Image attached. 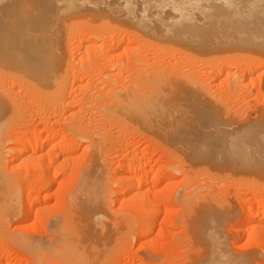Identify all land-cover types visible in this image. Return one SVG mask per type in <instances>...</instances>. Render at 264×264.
Here are the masks:
<instances>
[{
    "label": "bare ground",
    "instance_id": "obj_1",
    "mask_svg": "<svg viewBox=\"0 0 264 264\" xmlns=\"http://www.w3.org/2000/svg\"><path fill=\"white\" fill-rule=\"evenodd\" d=\"M82 13H85L87 15L84 14L81 17ZM68 17L71 20L79 19L81 17V19H83L86 23H88L83 27L86 29L87 32H85V29H82V31L84 30V32L88 34V35L86 34L88 36L87 38L86 37L80 38V39L77 38L78 40L76 42H74L76 39L74 40V38L71 37L70 34H72L71 33L72 31L69 30L71 28L70 27L71 21L69 22L70 28L66 29V30L64 29L65 30L64 36H63V34H61V30L63 28V27L60 28L62 25V21L64 23L65 19L66 18L68 19ZM113 19H119V20L124 21L125 23L128 24V26H129L127 28L128 30L126 29V32L128 31V38H126V36L124 37L127 40H123L124 39V38H122L123 33H122V36L120 37L121 39L118 38L119 42H116V40H115V39H117V37L115 39L113 38V36L111 34L114 35V33H112L110 31L112 29L114 32V29H115L112 26ZM60 22H61V25L59 27L58 23H60ZM72 25L74 26V24H72ZM65 26H67V25H65ZM114 26H115V24H114ZM116 27L119 28L118 25ZM121 27H124V31H125V26H121ZM106 29L107 30L110 29L109 30L111 32V34H109L110 36L108 35V33L106 35L103 34V33L108 32ZM120 30H122V29L120 28ZM84 32L83 33L80 32V34L83 35V34H85ZM115 33L117 34V30ZM102 34L104 35V37L109 36L110 39L112 36V40H110V41H113V39L115 40V47L122 46L124 49H127V51H130V56H131V54H133V50L138 51L141 48V46H139V45L137 46V44L134 45L133 48H131L133 46L131 44V42L133 40H134V42H136L135 39H138L141 41L142 38H143V41L144 40L147 41V39H146L147 36L160 38L163 40L166 39V40H170L172 42L174 41L173 43H175V41H176V43L177 42L183 43V44L189 45V46H191L193 48H197V49H212V48H218V47H238V48H246L248 50L249 49L257 50V51H259V53L262 52L264 54V0H0V238L4 239L5 237L6 238L8 237V236H6L9 233L7 231V227L13 218L19 216L15 220H19V221L24 220V222H25V220L30 218L31 213L33 212L34 209H37V208L40 210L45 209L43 211H46L47 208H45V207L47 206V204L43 205L40 203H44V202L46 203V201L50 202L52 197H54L53 199L55 201H59V202L60 201H62V202L63 201H70L69 203L67 202L68 203V209H69L67 213L71 217L70 220L72 221L73 228L68 230L69 227L64 228L63 226L60 225L62 223H57V224L55 223L54 228H53L54 231L52 230L53 233L51 235L52 240H54V241H52V243H49V244H53L55 251L58 252L61 250V252L63 254H60V253L59 254L63 255L62 261L60 260L61 263L63 262V264H95L96 259L93 257H94V253L97 251H95L93 249H95L98 244H97V242L93 243V241H95V240L101 241V239H105V236H109V235H111V237H109V238H111V240H112V234L109 232L108 233L106 232L110 227H108V229L105 228V227L111 225V223L105 222V223H107L106 226L104 225L105 223H103L104 216L105 215H107V216L111 215L110 213H107V212L110 209V203L112 201L118 203V205H119V207H117L118 209H122V208L124 209L125 203H128L130 208H132V207H135V209L141 208L142 212L143 211H144V213L146 212V215H148V217L146 216V218H148V219H147V221H145V223H144V219L142 220V222H143L142 225H145V226H142L143 229L139 233L140 236L139 235L137 236V238L140 237L143 239L147 238L151 235L150 233L152 232V229L154 228L153 222L156 221V218L158 216L161 217L159 225H158L159 231L162 232L165 229V226L167 223L166 217H167V215H169V210H170L164 206H163L164 209H163V207H161V200L160 199H157V198L152 199V198H150L151 196L148 197V194H147L148 192L145 194L144 193L143 194H137L135 192H137V190L141 189V187L144 186L145 184H150L151 186H153L154 184L159 183L161 180L163 181L164 177L170 178L169 182H172L171 178L174 177V173L171 172V174L166 177L167 174H165V172H166L165 169H167V168H165V166L164 167H161V166L155 167L148 162H142L141 157H143L142 155L145 154V152H143V150L141 152H139V151L135 152V153L133 152L132 155L130 156V154H131L130 153V150H131L130 147L132 146L131 143L133 142L132 140H134V139L127 137L128 139L125 140L123 146L120 147V145L118 146V144H116V143L114 144V142H119V141H116V137L119 138V136H120L119 133H110V134L105 133L106 129H105V126H103L104 125L103 123L104 122L108 123L107 120H109V119L112 121L111 122L112 124L113 123L115 124L117 121H120L123 118L129 120V122H133L136 124V122H137L136 120H138L140 118V115L134 111L135 105L132 104V100H131L132 97L126 96V94H123L122 97H120V95H119L120 99H118L117 103H115V104H112V105L106 104L105 106L103 104V106H101V107H100V105L96 106L97 108L100 107L101 109H99V108L95 109L94 108L96 112L94 113V111H92L93 114H90L93 116L96 114V116H95L96 122H95V120H92L91 117L90 118L88 117L89 114L87 116L89 118V120H86L88 118L83 116L85 114H83V111L81 109H83L85 107H83V108L78 107L79 108L78 110H80L82 112L81 113L82 116L77 115V113H79V112H77L78 110L76 111V109L74 108V106H81L82 107V103L85 101L82 102L81 100H83V98H85V97H83L82 99L80 98L81 100H79V102H78L75 99L76 93L73 94L75 98L72 99L73 98L72 97L73 92L70 93L71 91H68L66 89V85H67V87L69 85V84H67L68 83L67 80L69 77L67 76L68 74H66V73H69V75L71 73L68 72V69H67V67L70 65V63L68 66L65 64L67 62H71L75 59L74 56L69 57V55H71V54L69 51L67 52V50H69V49L71 50V48H72L69 44L74 42L73 46L76 48L75 50H77V49L79 50V48H81L83 46V44L88 48V45L89 46L92 45V42H91V44H86V41L92 40L94 42V41H96V39H100V37L103 36ZM117 35H114V37ZM74 37H76V36L74 35ZM104 37L101 38V40H104V39L106 40L107 37H105V38ZM144 37H145V39H144ZM70 38H73V40L71 39L72 41H70ZM61 39H64L65 40L64 42L66 43L65 44L66 55L68 53L69 54L66 57V55L62 56V53H61V56H60L61 60L59 59V61L64 63L63 67H65L66 69L64 68L63 70L67 71V72H64L66 74V75H64V80L58 83L57 81H55V78H53V77H54V73H55L54 66H55V62H56L55 61V52L57 53L58 52L57 50L59 48L62 49L63 46H61V45H64L63 41H61L62 43L60 46L57 45ZM101 40H100V42H101ZM105 40L102 41L103 44H104V42H106L104 45L107 44L109 46L110 44H108L107 40L106 41ZM120 40H123V41H120ZM110 41H109V43H110ZM141 42H140V44H141ZM161 42H162V40H161ZM112 43L114 45V41L111 42V44ZM151 43H154V42L151 41ZM157 44H158V42H157ZM94 45L97 46L95 43H94ZM100 45H102V43H100ZM153 45L155 46V44H153ZM159 45H160V43H159ZM177 45H180V44H177ZM95 46L93 48H95ZM172 47H174V46H172ZM89 48H91V47H89ZM109 48L111 49L114 47L110 46ZM110 49H108V51ZM115 49H117V48H115ZM120 49H121V47H120ZM128 49H130V50H128ZM171 49L172 48H170V50ZM72 50H74V48H72ZM75 50H74L72 55L75 54ZM180 50L181 49L179 48V52H180ZM108 51H106V52H108ZM177 51L178 50H176V54H177ZM205 51H207V50H205ZM121 52H122V54H124V53L126 54V52H123L122 50L120 51V53ZM76 54H78V53H76ZM122 54H120V55H122ZM185 54H187V53H185ZM205 54H206V52H205ZM236 54L238 55V52H236ZM115 55H117V53ZM195 55H198V54H195ZM219 55L220 54H218V56ZM245 55H246V53H245ZM213 56H216V54H214ZM225 56H227V55L225 54ZM232 56L233 55H231L230 57H232ZM238 56L240 58L242 57L241 59H243L245 57V56L243 57V55H238ZM253 56L255 58H257L258 60H255V58ZM253 56L251 54H247L246 59L248 57H250V58L252 57V58H251V60L243 61L244 64H242L241 60L238 61V59H236L237 58L236 56H234V59L233 58L232 59H226L225 58V60H223V62L221 61L222 63H225L224 65H226V67L221 66L222 65L221 64L219 66L220 68H222V67L228 68L230 66H232V68H233V66L236 67V69H234V71L226 70L228 72L229 77H233V79H236V77H237L236 81L230 82L229 92L233 93L234 88H237L236 82L238 83V85H237L238 87L240 86L239 84H242V86H243V78L247 74L246 72L248 69L246 70V68H244V67H243L244 69H242L241 68L242 66H244L247 62H248L249 66L251 64H255L256 62L263 63L264 60L262 58H258L256 55H253ZM115 57H113V58H115ZM117 57H118V55H117ZM140 57L141 56L139 55V59H140ZM143 57H145L146 60L148 59V57L142 55L141 58H143ZM191 57H192V55H191ZM198 57H200V56H198ZM203 57H207V56H203ZM125 59H126V57H125ZM128 59L129 60L132 59V56H131V58L128 57ZM203 59L205 60L206 58H203ZM203 59H201V60H203ZM219 59H221V58H219ZM246 59L244 58V60H246ZM75 61H76V59L73 61V63ZM217 62H219V61L217 60ZM250 62H255V63L250 64ZM80 63H81V61L79 62V64ZM259 63H258V66L260 65ZM119 64H121V63H119ZM126 64H128V63H126ZM240 64H242L241 67H240ZM57 66H59V62H58ZM255 66H257V64H255ZM219 67H218V69H219ZM240 68L242 70H244V72L246 71L245 75L243 74L244 72L240 73V70H241ZM257 68H259V67H257ZM219 70H221V69H219ZM253 70H254V68H253ZM263 71H264V69L262 71H260V73H259L261 77L263 75V73L261 74V72H263ZM188 73H191L192 76L190 74L189 75L191 77H193V75H194V74H192L193 72L188 71ZM130 74H131V72H130ZM259 74H258V77H259ZM61 76H63V75H61ZM71 76H72V78H73V76L75 78V75L72 74ZM186 76H187V74H186ZM183 79H184V77H183ZM199 79L201 81L200 77L198 78V80ZM259 79H261V78H259ZM184 80H182V81H184ZM186 80H188V78H186ZM198 80H197V82L201 83ZM197 82H196V84H197ZM187 83H190V82L187 81ZM193 83L195 84L194 80H193ZM193 83H192V85H193ZM205 83L206 82L203 81L202 85H205ZM232 83L235 85H232ZM196 84L194 85V88L196 90L190 89V91H192L191 94L193 93L195 96H197L200 99L201 103L206 102L205 99L207 98V96L205 94H207V93L203 94L204 92H202V91H204V89H206V88L209 89L207 87L208 85L207 86L205 85L206 88H204L205 86L202 87V85L200 84V86L202 87V90H201V87L198 85L200 87V90H199V87L197 88ZM245 84H247V83H245ZM233 86H235V87H233ZM256 87H258V88H256ZM256 87L255 88L258 89L257 92L263 93L264 89L262 88L260 82L258 83V86H256ZM190 88H191V86H190ZM79 89H80V87H79ZM187 89H189V86ZM237 89L235 90L236 96L239 93V92L237 93V91H238ZM65 90H67V92ZM115 90H116V88H115ZM108 91H110V90H108ZM129 91H131V90H129ZM112 92L113 91H111V93ZM119 92L123 93L126 91H119ZM119 92H118V94H120ZM208 92H210V91L208 90ZM232 93H229V95ZM88 94L85 93V95H88ZM128 94H131V93L129 92ZM227 94H228V91H227ZM235 94L233 93V97ZM115 95H117V94H115ZM109 96H111L110 98H113L112 95H109ZM109 96L107 95V97H109ZM146 96H149V95H146ZM68 97H70L71 99L70 98L69 99L72 101H70L68 99ZM86 97H88V96H86ZM215 97H216L215 95L211 96V99H213L212 101H215ZM230 97H232V95H230ZM230 97H227V98H230ZM209 98L210 97H208L206 99L207 103H208ZM216 98L222 99L223 97L222 98L216 97ZM227 98L224 97L225 100ZM90 99H92V98H90ZM147 99H149V97ZM211 99H209V100H211ZM73 100L74 101L76 100V101L73 102ZM95 100H96V98H95ZM95 100H94V102H95ZM112 100H113V102L115 101L114 99H112ZM112 100L111 99L109 100V104H110V101H112ZM227 100H229V99H227ZM88 101H90V100H88ZM212 101H210V102L212 103ZM216 101H218V100H216ZM94 102H93V104H94ZM100 102H102V101H100ZM156 102H158V101H156ZM210 102L208 103L209 105L208 104H205V105L210 106L211 105ZM77 103L78 104L81 103V104L78 105ZM97 103H98V100H97ZM91 104L89 103L90 106H91ZM214 104L217 105L218 103H214ZM84 105L86 106L87 104H84ZM71 108L72 109L74 108L75 111L73 109L69 112V110ZM153 108H155V107H153ZM65 112L67 114L68 113L69 114L67 115ZM89 112H90V110H89ZM194 112L197 113V114H195L196 115L195 118H197L196 120H198V119H200V120L198 122L199 124L197 123L198 125L196 124L197 126H195V131H193L194 133H192L193 134L192 139L189 141L190 145L188 146L189 147V153L188 154L190 155V158H191V156H193V157L195 156V158H191V159H193L194 161L197 160V157H198V161H199V158H202V157H205V158L211 157L213 159V155L223 153V156L224 155L225 156L230 155L231 157L228 156V158H230V159L232 158V160L236 159V162L233 160L234 165L235 164L241 165V167H243L242 170H244L245 173H246V170H252V171H255V172H258V173H261L264 175V167H263L264 164L261 163L262 160L264 161V138L261 137L262 136L261 132H259V133L257 132L258 134L251 132V130L253 131V128H250L249 129L250 131H247L248 129L247 130L244 129L243 131H241L243 128H246V127L245 126L243 127L241 125L242 129L241 128L239 129L238 124H236V129H239L241 132L237 133L235 131V133H231L232 131L230 128V131H229L230 134H229V132L227 130L228 128L225 127L226 124L228 125V123L223 122L225 124V126H224L221 124L222 121H220V122L217 121L218 119L217 120L215 119V121H211L209 118L211 116L213 117L214 114L211 113V115H210L208 113L210 117L207 116L208 115L206 113L207 110L205 111V108L203 109L202 106L195 108ZM62 114L67 115V119L63 118ZM175 114H176V112H175ZM153 115H152V117H154ZM246 116H247V114H246ZM262 116L264 117V114L263 115L261 114L259 116L260 120H261ZM56 117L59 120L53 121V119ZM199 117H201V118H199ZM212 117H211V119H212ZM60 118H63L64 120L61 122ZM204 118H205V120H203ZM217 118H219V117H217ZM90 119H91V121H90ZM248 119H250V117ZM248 119H246V121ZM251 119L248 120L246 123L248 124V122H249L252 126L255 122L257 124H254V126H256V125L258 126V124H259L260 127H264V124L261 125L262 123H264V120L262 122L261 121L256 122V121H253V120H257L256 117H255V119H252V120ZM258 120H259V118H258ZM200 121H201V123H200ZM216 121H217V123H216ZM56 122H60L59 128L57 127L58 128L57 130L53 129V126H55L54 124H57ZM242 122H245V121H242ZM246 123H244V125ZM116 124H115V126H116ZM250 124H248V125H250ZM130 126H133V125H130ZM228 126H230V123ZM251 126H249V127H251ZM134 127L138 128L136 126H134ZM258 127H257V129L259 130L260 128H258ZM107 129H109V128H107ZM130 129H133V128H130ZM139 130H141V128ZM255 130H256V128H255ZM261 130H264V129L262 128ZM261 130H259V131H261ZM133 131H135V130H133ZM145 134H147V133H145ZM176 137L174 140L178 142V140H176ZM171 138H173V136ZM151 139L153 141L152 136H151ZM109 140L112 144L111 146H113V150H111L112 148L108 149ZM169 140H170V138H169ZM83 141L85 142L84 144L82 143ZM182 143H183V141H182ZM80 147L83 148V150L81 151L82 154L81 153L79 155L75 154L77 152V149ZM176 147H178V149L180 148L179 150H181V147H179V145H177ZM121 149L123 150L124 153L122 152V154L119 155L120 154L119 151ZM108 150L112 151V155H119V159H116V157H115V159H116L117 164H119V166H122V169H123V172L120 175H118V177H116L117 179L115 178L117 180V182L119 183V187L117 186L118 188L116 187V189L112 188V189H114L113 190V192L115 194L114 198L109 195V189L110 188L108 187L109 184H108V179L106 176V173L110 170V167L112 169V166L110 164L111 162L109 163V161H108V163H107L106 159H105V155L106 154L108 155V153H109ZM179 152H183V151H179ZM10 154L12 155L11 159L7 157ZM218 156H219V159L221 161V166H222V159H224V158H222V157L220 158V156H222V155H218ZM218 156L216 155L215 160L218 159ZM233 156L239 158V160L241 159L242 162H240L239 160H237V158H234ZM225 158L227 159V157H225ZM12 159H14L16 162L14 168L12 167L13 171H15L14 169H17V168L20 169L18 171H22V173L24 174V175L22 174L23 178L25 176H26V179L28 177L29 178L32 177L33 174H32V176H29L31 173H35L36 174L35 177H37V175L39 174L37 172L41 173V174H39V176H42L43 177L42 180L44 181V183L39 184V186L40 185L43 186V189L41 191L42 197H39V195H41V194L37 195V193H39V192L36 190H35L36 193L33 191L32 192L26 191L27 193H29V192L30 193L29 194L25 193V195L26 194L27 195L26 196L23 195V197H25L24 199H20L18 197V187L20 185V184H18L19 179H17V177L14 178V176L17 175V174H15L16 172L15 173L12 172V174H14V176L12 177V175L10 173L11 169L9 171V169H8L9 167H7V166H9L8 165L9 163L6 164V162L8 160H12ZM72 160L73 161L77 160L78 162L76 161V163L79 164V165L77 164L78 167L75 168L74 172H72V174L75 175V176L72 175V177L74 178L73 180L76 179L73 182L75 184L72 186V188L70 186L69 190H67L68 188H66V190L63 191V193H59L60 194L59 195L58 192L65 189V188H63L60 190V183L62 182V180L60 178L62 177L63 173H66V171L68 169V165ZM188 161L191 162L189 158H188ZM217 161H219V160H217ZM217 161H215V163L211 161L210 164L215 165L217 163ZM113 162H114V158H113ZM223 162L225 163L224 160H223ZM226 162H227V160H226ZM238 162H240V163L238 164ZM74 163H75V161H74ZM175 163H177V162H175ZM231 163H233V162L231 161L230 164ZM217 164H220V162H218ZM189 165H190V163H189ZM234 165H232V166H234ZM166 166H167V164H166ZM169 166H170V164L168 165V167ZM114 167L115 166H113V168ZM172 167H175V169H176V165H174ZM178 168H180V167L177 166V169ZM182 170H183V168H182ZM227 170H229V169H227ZM231 170H234V169H231ZM112 171H114V170L112 169ZM174 171L175 170H173V172ZM237 171H239V170H237ZM147 172H153V174L150 177H147L146 176ZM207 173H209V171H207ZM185 176H186V174H185ZM22 177L20 176V179ZM18 178H19V176H18ZM71 178L69 177V179H71ZM252 178H250V179H252ZM37 180H39V179H37ZM64 181H66V180H64ZM21 182H22V180H21ZM114 182H113V184L111 182L110 185H114L116 183V182L115 183ZM36 183H38V182H36ZM36 183H33V185ZM54 183L56 185H53ZM70 184H72V183H70ZM52 185L55 187L53 188ZM66 186L69 187L67 184H66ZM33 188L34 187L32 186V189H30V190H34ZM182 192H183V188H182ZM242 199L246 200V201L249 200V198H245L244 196H242L241 200ZM19 201H21V202L19 203ZM197 204L200 207L198 208V206H197V208L199 209L198 211L194 210L195 212H198L195 215L199 216L198 223H197L198 232L196 235V242L198 244H200L201 247H204V249L206 250L205 255H203L204 258L200 262V264H243L241 259H239L240 253L237 254L239 256L238 257L236 255L237 252L235 253V255H236L235 256L233 254V252L228 251L230 248L228 250L225 248V247H227L225 245H229L228 244L229 240H228L227 244H225L226 243L225 241L228 239L227 238L228 234L225 231V229L223 228L224 222H226V221H224L225 219H223V218H226L225 217L226 215H227L226 219L231 218V217L234 218V214H230L231 211L229 212V209H228L227 210L228 213L226 212V214L223 216V218L222 217L218 218L217 213L216 214L214 213L215 208L214 209L212 208L213 205L210 202H204V201L199 202L198 201ZM65 206H67V205H65ZM48 207H49V204H48ZM194 208H196V207H194ZM260 208H262V210H264L263 209L264 208V202H255V201L251 200L249 207L243 211V215H242L243 219H242L241 223L244 227V232L247 236H248L249 229L253 228L252 222H254L257 219L260 221H262L264 219V216H262L261 218H259L258 216L255 217L256 216L255 212ZM132 209H134V208H132ZM233 209H231V210H233ZM49 210H51V209H49ZM63 210H64V208H63ZM235 212H236V210H235ZM257 212H259V211H257ZM53 213H54V211H53ZM119 214H122V213H119ZM45 215H47V214H45ZM53 215L54 214H52V216ZM228 215H231V216H228ZM235 215H238V214H235ZM65 216L67 217L68 215H65ZM112 216L114 217V215L112 214L111 216H109V218L113 219ZM136 216H138V215H136ZM48 217H50V216H48ZM117 217H115L113 220H116ZM119 219L121 220V221L118 220L119 222H121V225L119 224V226H117V227L119 229H123L124 228L123 226H126V225H123L124 223L122 224L123 217H122V219L121 218H119ZM154 219H155V221H154ZM220 219H223V220H220ZM15 220L13 219L14 222H15ZM49 220H52V218ZM136 220H135V222L138 221V220L137 221ZM139 220H140V218H139ZM217 220H218V223L220 222L219 224H217ZM129 221H130V219H129ZM177 222L179 223L181 221L178 220ZM17 223H18V221H17ZM115 223H117V222H115ZM21 225H23V224L21 223ZM56 225H58L61 229H57L58 226L56 228ZM254 226H257V225H254ZM121 227H123V228H121ZM29 229H30V226H29ZM56 229L58 231H60L61 233L59 232V234H58L56 232ZM115 229L117 230V228H115ZM237 229H239V228H237ZM137 230H139V229H136V231ZM223 230H224L225 234H223ZM113 231L116 232L115 230H113ZM125 231H122V232H125ZM55 232L58 235H56ZM128 233H130L129 229H128ZM137 233L138 232H136V235H137ZM230 233H231V231H230ZM224 235H227L226 239H224L225 238ZM124 236H125V234H124ZM51 237H50V239H51ZM11 238L9 237V239H11ZM5 239H4V241H5ZM35 239L36 238H34L33 240H35ZM14 240H17V239H14ZM14 240H12V243L14 242ZM36 240H35L34 244H30L31 247L33 248V252L35 253L37 251L35 254L31 251V254L33 253L35 255V257L37 254L42 252L41 247L44 248V246L41 244H40L41 245L40 246L39 245L40 242L38 243V241H36ZM56 240L59 242V244H57V246H56ZM117 240L118 239H116V241ZM20 241H23V240H20ZM143 241H145V239ZM17 242H18V240H17ZM48 242H50V241H48ZM89 242H92L93 246H95V248H93V246L91 245L92 243H89ZM35 243H38V245L36 246ZM108 243H109V241L105 242V244H103V245H106ZM94 244H97V245H94ZM101 245H102V243H101ZM100 246H98L99 249L101 248ZM39 247H40V250H39ZM49 247H51V246H49ZM57 247L59 248V250ZM45 249H46V247H45ZM97 249L98 248H96V250ZM46 251H47V249H46ZM92 251L94 253H92ZM201 251H202V249H201ZM42 253H43L42 256H44L45 252H42ZM97 253H99V252H97ZM101 253L103 255V251ZM33 254H32V256H33ZM99 255H101V254L95 253V256H99ZM251 255L253 256L252 257L253 261H254V258H256V257H254L253 254H250V256L249 255L246 256L245 258H247L246 259L247 263H250L249 259L251 258ZM39 256H41V253L39 254ZM39 256H37V257H39ZM35 257H33V258L36 260ZM262 257L264 258V251H263ZM96 258L98 260V257H96ZM41 259H42V257H41ZM56 260H54V261H56ZM108 261H109V259H108ZM98 262H99V260H98ZM98 262L96 261V264H98ZM56 263H57V261H56Z\"/></svg>",
    "mask_w": 264,
    "mask_h": 264
},
{
    "label": "rangeland",
    "instance_id": "obj_2",
    "mask_svg": "<svg viewBox=\"0 0 264 264\" xmlns=\"http://www.w3.org/2000/svg\"><path fill=\"white\" fill-rule=\"evenodd\" d=\"M84 14L85 13H82L81 17ZM85 15H87V14H85ZM81 17L79 19H73V20L69 19V17H68V19L67 18L65 19L64 23L62 21V25H61V22L58 23L59 27L61 25L60 28L63 27L62 30L60 29L61 34H63V36H64L65 30L69 29L71 27L69 30L72 31L71 32L72 34H70L71 37H73L74 40L76 39L74 42H76L78 40L77 38H79V39L85 38V37L87 38L88 34L85 33L87 31L83 27L88 23H86L83 19H81ZM69 22L71 23V26H70ZM112 22H113L112 26L115 28L114 32L112 29L111 30L106 29L108 32L103 33V34L106 35L108 33V35H109L112 32V33H114V35H117L119 33L115 37L113 34H111L114 39L117 37V39H115L116 42H119L118 38L121 39L120 37L122 36V33H123L122 38H124L125 36H126V38H128V31L126 32V29L129 27L128 24L125 23L124 21L119 20V19H113ZM72 24H74V26ZM114 24H115V26H114ZM65 25H67V26H65ZM117 25L119 28L116 27ZM121 26H125V31H124V27H121ZM120 28L122 30H120ZM82 29H85V32H84V30L82 31ZM116 30H117V34L115 33ZM80 32L81 33L84 32L85 34L82 35V34H80ZM73 34L76 37H74ZM109 36H105V37H107L106 40L109 38L107 40V43L110 44L109 46L107 44L104 45L106 42H104V44H103L102 41H104L105 39L101 40V38H103L104 35L102 37H100V39H96V41H94V42L92 40L86 41V44H91V42H92L93 46L88 45V48H87L83 44V46L81 48H79V50L77 49L78 51L75 50L76 48L73 46L74 42L69 44L75 50L74 55H72L74 52V50H72V48H71V50L70 49L67 50V52L69 51L71 54V55H69V57L74 56L76 61L73 63V61L75 60L74 59L71 62H67L68 60L66 61L67 63L65 62L66 63L65 65H67V66L70 63V65L68 66L70 69L68 67H67V69H68V72L71 73L70 75H69V73H66V74H68L67 76L69 77L67 80V82H68L67 84H69V85H68V87L66 85V89L68 91H71L70 93L73 92L72 93V97H73L72 99L75 98L73 94L76 93L75 99L78 102L83 97H85V98H83V100H81L82 102L83 101H85V102L82 103L80 101L82 103V107L81 106H74V108L77 111L79 108L85 107V108L81 109L83 111V114H85L83 116L87 117L89 114L88 117L89 118L91 117L92 120H95L96 114L94 116L90 115V114H93L92 111H94V113H95L96 112L95 109H98V108L101 109L100 107L103 106V104L105 106L106 104L112 105V104L117 103V100L120 99V97H122L123 94H126V96H131L132 97V99H131L132 104L135 105L134 111L140 115V118L138 120H136L137 121L136 124L133 122H129V120L123 118L120 121H117L116 122L117 124L115 123L116 124V126H115V124L113 123L114 124L113 125L111 123L112 121L109 119V120H107L108 123L107 122L103 123L104 124L103 126H105V129L107 131V132L105 131V133H107V134L119 133L120 136L122 135L121 137L119 136V138L116 137V141H119V142H114V144L116 143V144H118V146L120 145V147L123 146L125 140H127L128 138L134 139V140H132L133 141L131 143L132 146L130 147L131 148L130 156L132 155L133 152L134 153L138 152V151L141 152L143 150V152H145V154L142 155L143 157H141L142 162H148L155 167H159V166L164 167L165 166V168L168 169V170L165 169L166 170L165 174H167L166 177L169 176L171 174V172L174 173V177L171 178L172 182H169L170 178L164 177L163 181L161 180L159 183L154 184L153 186H151L150 184H145L144 186L141 187V189H139V190H137V192H135L137 194H143V193L145 194L148 192L147 193L148 197L151 196L150 198H152V199L153 198L160 199L161 200V207L164 206L167 209H170L169 215H167V217H166L168 224L166 223L165 229L162 232L159 231L158 225H159L161 217L158 216L157 218L155 217L156 221L154 219V221H155V222H153L154 228L152 229V232L150 233L151 235L149 234L150 235L149 237L144 238L145 241H143L144 240L143 238H140V237L137 238L140 231L143 229L142 226H145V225H142L143 224L142 220L144 219V223H145V221H147V219H148V218H146V216L148 217V215H146V212L145 213H144V211L142 212L141 208L135 209V207H132V208H134V209H132L129 207L128 203H125L124 209L122 208L123 210L118 209L117 208V207H119L118 203L112 201L110 203V209L108 210L107 213H110L111 215L113 214L114 215V217L112 216L113 219L117 216L118 217L116 220H113V219L109 218V216H111V215H108V216L105 215L104 221H103V223H105V222L111 223V225H109L105 228L108 229V227H110L106 232L107 233L109 232L112 234V240H111V238H109V237H111V235H109V236H105V239H101V241L100 240L99 241H97V240L93 241V243L97 242V244H98V245L94 244V245H97V247H96V248H98L97 250H96L95 246H93V243L89 242V243H92L91 245L95 249H93L92 247L91 248L93 250L99 252V253H97V252H95V253L101 254L99 256H95V253L92 251V253H94L93 258H95L97 262L99 260L98 264H157V263L158 264H200V262L204 258L203 255H205L206 250L204 249V247H201V245L196 242V235L198 232L197 223H198L199 216L195 215L198 213L195 211H198L199 210L198 208L200 207L197 204L198 201L199 202L204 201V202H210L213 205L212 208L216 209V210L214 209V213L215 214L217 213L218 218H220V217L223 218V216L226 214V212L228 213V211H227L228 209H229V212L231 211L230 214H234V218L231 217L232 219L231 218H228L229 220L226 219L227 215L225 216L226 218H223V219H225L224 221H226V222H224L223 228L225 229V231L228 234V237H227V235H224V237H225L224 239H226V237L228 238L226 241L224 240L226 242V243L225 242L224 243L227 244V242L229 240L228 244L231 246L230 247L229 245H225L228 248L225 246L224 247L227 250L230 248L228 251L233 252L234 255L236 252H237L236 255L240 253L239 259H241L243 264H245V263L246 264H264V258L262 257V254L264 251V219L262 221L257 219L254 222H252L253 228L249 229L248 236L245 234L244 227L241 223V221L243 219V217H242L243 211L249 207L251 200H253L255 202H264V175L261 173L252 171V170H246V173H245V171L242 170L243 167H241V165H237V164L234 165V161L236 162V159H233L234 160L233 161L232 158L231 159L228 158V156L231 157L230 155H228V156L224 155L223 156V153L213 155V159L211 157H206V158L202 157V158H199V161H198V157H197V160L195 159L197 162L194 161L193 159H191V158H195V156L194 157L191 156V158H190V155L188 154L189 153V147L188 146L190 145L189 141L192 139V137H193L192 133H194L193 131H195V126H197L199 124L198 122L200 120V119L196 120L197 118H195V116H196L195 114H197V113L194 111H195V108H198L200 106H202L203 109L205 108V111L207 110V112H206L207 114L208 113L210 115H211V113L214 114V116H215V117L213 116L214 118L211 116L213 120L211 119L209 114L207 115L210 117V118L209 117L208 118L211 121H215V119L216 120L218 119L217 121L218 122L222 121L221 124L224 126H225L224 123H228V125L230 123V126H228L227 124L225 126L226 128H228L227 129L228 132L230 131V128L232 131L231 133H235V131L237 133H239V132L243 131L244 129L245 130L248 129L247 131H250L249 129L253 128V131L251 130V132H254V133L261 132L262 133L261 137L264 138V130H261L262 128L264 129V127H260L259 124H258L259 127L256 125L258 128H260L259 130H261V131H259L257 129V127L254 126V124H257V123L254 122V124L252 125L253 127L251 126V124L249 122H248V124H250V125H248L246 123L251 118L255 119V117L257 118V120L259 118V120L258 121L253 120V121H256V122L261 121L262 122L264 120L263 116H262L261 120L259 117L261 114L262 115L264 114V104H263L264 103V94H263L264 91H263V93H259V92H257L258 89H256V88H258L256 86H258L259 82L261 83V86L264 89V71L261 72V74L263 73L262 77L259 74L260 71H262L264 69V61H263V63H259L256 61H255L256 63L250 62V64L251 63L257 64V66H255V64H251L249 66L248 62L247 63L245 62L247 65L245 64L244 66H242V64H244L243 61L251 60V58H252V57L251 58L248 57L249 59L248 58L246 59L247 54H251L252 56L256 55L258 58H262L263 60H264V56H263L264 54L262 52H260L261 53L260 54L259 51H257V50H253V49L248 50L246 48H238V47H218V48H212V49H197V48H193V47L186 45V44H183V43H179V42L176 43V41H175V43H173L174 41L172 42V41L166 40V39L163 40L160 38L147 36L146 37L147 41L146 40L143 41V38H142L141 39L142 42L138 39H135L136 42H134V40L131 42V44L133 45L131 48H133L134 45H136V44H137V46L138 45L141 46V48L138 51L132 49L133 50V54H131L132 59L129 60L128 57L131 58L130 51H127V49H124L122 46H120L121 49H120V47H115V40L113 39L114 45H113V43L111 44V42H113V41H110V40H112V36H111V39ZM73 38H70V41H72ZM144 39H145V37H144ZM100 40H101V42H100ZM123 40H127V39L124 38ZM123 40H120V41H123ZM161 40H162V42H161ZM61 41H63L64 45H61V43H62ZM64 41H65L64 39L60 40V42L57 45L58 46L61 45L63 47H62V49L59 48L60 50L58 49L57 53L55 52V61L56 62H55V66H54L55 73H54L53 78H55V81H57L58 83L64 80V75H66L64 72H67V71L63 70L65 68V67H63L64 63L59 61V59L61 60V57H60L61 53H62V56L66 55V47H65L66 43ZM109 41H110V43H109ZM151 41H153L154 43H151ZM140 42H141V44H140ZM157 42H158V44H157ZM94 43L97 46L99 45L98 46L99 48L97 46H95ZM100 43H102V45H100ZM159 43H160V45H159ZM153 44H155V46ZM177 44H180V45H177ZM171 45L174 47H172ZM94 46H95V48H93ZM110 46L114 47V48L110 49L109 48ZM89 47H91V48H89ZM115 48H117V49H115ZM170 48H172V49L170 50ZM179 48L181 49L180 52H179ZM108 49H110V50L108 51ZM175 49L178 50L177 54H176ZM121 50L123 52H126V54L125 53L122 54V52L120 53ZM128 50H130V49H128ZM205 50H207V51H205ZM106 51H108V52H106ZM118 52L122 55H120ZM205 52H206V54H205ZM236 52H238V55H243V57L245 56L244 58L246 60H244V58L241 59L242 57L240 58L236 54ZM76 53H78V54H76ZM116 53H117L118 57H117V55H115ZM185 53H187V54H185ZM245 53H246V55H245ZM141 54L143 56L148 57V59L146 60L145 57L141 58L142 57ZM195 54H198V55H195ZM214 54H216V56H213ZM218 54H220L221 56L220 55L218 56ZM225 54L227 56H225ZM228 54L230 56L231 55H233V56L230 57ZM67 55H66V57H67ZM139 55L141 56L140 59H139ZM191 55H192V57H191ZM198 56H200V57H198ZM203 56H207V57H203ZM217 56L221 59H219ZM234 56L237 57V58L236 57L235 58L238 59V61L241 60L242 64H240V67L242 66L241 67L242 69L246 68V70L247 69L248 70H247V72L245 71L247 73L246 74L244 72V70H242L240 68L241 69L240 73L244 72L243 74L244 75L246 74V75L243 78V86H242V84H239L240 86L238 87L237 86L238 83L236 82V87L238 89L234 88L233 93L235 94L236 89L238 90L237 93L238 92L239 93L237 94V96L235 94L233 97V93L229 92V85H230V82L236 81L237 77H236V79H233V77H229L228 72L226 70L234 71V69H236V67L233 66V68H232V66H230L231 68L230 67L224 68V67H226V65H224L225 63H222V62H223V60H225V58L226 59H232V58L234 59ZM113 57H115V58H113ZM125 57H126V59H125ZM202 57L206 58V59L204 60ZM201 59H203V60H201ZM217 60L219 62H217ZM255 60H258V59L255 58ZM80 61H81V63L79 64ZM58 62H59V66H57ZM125 62L128 64H126ZM119 63H121V64H119ZM215 63L216 64L218 63V64L216 65ZM258 63L260 64L259 66H258ZM220 65L224 66V67H222L224 70L219 67ZM218 67L221 70H219ZM257 67H259V68H257ZM253 68H254V70H253ZM188 71L193 72L192 74H194L196 77L194 75H193V77H191L192 75H191V73H188ZM130 72H131V74H130ZM72 74L75 75V78L73 76V78L75 80L72 78V76H71ZM186 74L188 77L186 76ZM258 74H259V77H258ZM61 75H63V76H61ZM183 77L185 80L183 79ZM197 77L198 78L200 77L201 81H200V79L198 80ZM186 78H188V80H186ZM251 78L252 79L254 78L255 80L254 79L252 80ZM259 78H261V79H259ZM181 79L184 81H182ZM193 80H194L195 84H196L197 80L201 82V83L197 82V84H196L197 88L200 86V84L202 85L203 81L206 82L205 85L206 86L208 85L207 87L209 89H207L205 85H202V87L205 86L204 88H206L202 92H204L203 94L207 93V94H205L207 96V98L210 97L209 99H211L212 95L213 96L215 95L216 97H220V98L223 97V98L218 99L215 97V101H212L213 99H211V100L208 99V103L210 101H212V103L210 102L212 106L211 105L208 106L209 104L207 103V100H206L207 98L205 99L206 102L201 103L200 99L197 96H195L193 93L191 94L192 91H190V89L196 90L194 88L195 84L193 83ZM187 81L190 83H187ZM192 83H193V85H192ZM245 83H247V84H245ZM232 85H235V84L232 83ZM188 86H189V89H187ZM190 86H191V88H190ZM79 87H80V89H79ZM200 87H199V90H200ZM202 87H201V90H202ZM233 87H235V86H233ZM115 88H116V90H115ZM67 90H65V91L67 92ZM108 90H110V91H108ZM129 90H131L132 92ZM208 90L210 92H208ZM111 91H113V92L111 93ZM119 91H126V92L120 93ZM128 91L131 94H128L129 93ZM227 91H228V94H227ZM118 92L120 94H118ZM85 93H87V94L89 93L90 95L89 94L85 95ZM229 93H232V94H230V95H232V97H230ZM115 94H117V95H115ZM107 95L108 96L112 95L113 98H110L111 96L107 97ZM119 95H120V97H119ZM146 95H149V96H146ZM86 96H88V97H86ZM89 97L92 99H90ZM148 97H149V99H147ZM224 97H226V98L230 97V98H227L229 100H227V99L225 100ZM69 98L70 97H68V99ZM95 98H96V100H95ZM87 99L90 101H88ZM110 99L111 100L114 99L115 101L113 102V100H112V101H110V104H109ZM94 100L96 103L94 102ZM97 100H98V103H97ZM216 100H218V101L220 100L219 102L221 104ZM70 101H72V100H70ZM75 101L73 100V102H75ZM100 101H102V102H100ZM156 101H158V102H156ZM93 102L95 105L93 104ZM89 103L90 104L92 103L93 105L91 104V106H90ZM214 103H218L219 105L218 104L216 105ZM80 104H78V105H80ZM84 104H87V105L85 106ZM205 104H208V105H205ZM98 105H100V107L97 108L96 106H98ZM153 107H155V108H153ZM73 109L71 108L69 110V112ZM75 109H74V111H75ZM88 109L90 110V112ZM77 112H79V113H77V115H81V113H82L80 110H78ZM175 112H176V114H175ZM246 114L248 117L246 116ZM64 115L65 114H62L63 118L67 119V115H65L66 117ZM152 115L154 117H152ZM217 117H219V118H217ZM249 117H250V119H248ZM63 118H60L61 122L64 120ZM89 118L86 120H89ZM199 118H201V117H199ZM246 119H248V120L246 121ZM58 120L59 119H57V117L53 119V121H58ZM203 120H205V118ZM90 121H91V119H90ZM217 121H216V123H217ZM242 121H245V122H242ZM95 122H96V120H95ZM56 123L57 124H54L55 126H53V129L57 130L59 128L60 122H56ZM200 123H201V121H200ZM244 123H246V124L244 125ZM236 124H238L239 129L240 128L242 129V126L243 127L245 126L246 128H243L240 131L239 129H236ZM263 124L264 123H262L261 125H263ZM130 125H133V126H130ZM134 126H136L138 128H135ZM249 126H251V127H249ZM106 127L109 129H107ZM130 128H133V129H130ZM140 128H141V130H139ZM255 128H256V130H255ZM133 130H135V131H133ZM145 133H147V134H145ZM229 134H230V132H229ZM151 136L153 138V141L151 139ZM172 136H173V138H171ZM174 136L175 137L177 136L176 140H178V142L174 140L175 139ZM169 138H170V140H169ZM182 141H183V143H182ZM82 143L84 144L85 142L83 141ZM111 145L112 144L109 140L108 149L112 148L111 150H113V146H111ZM177 145H179V147H181V150H179L180 148L178 149V147H176ZM144 147L145 148L147 147V148L145 149ZM81 148L82 147L78 148L77 152L75 154H78V155L80 153L82 154L81 151L83 150V148L82 149ZM108 151H109V153L107 152L108 155L107 154L105 155V159H106L107 163H108V161H109V163L111 162L110 164H111L112 169L114 171H112V169L110 167L111 171L109 170L106 173V176H107L108 184H109L108 187L110 188L109 189V195L114 198L115 194H114L113 190L116 189L117 186L119 187V183L117 182L116 177H118V175H120L123 172L122 166H119V164H117L116 159H119V155L122 154L123 150L121 149L119 151L120 152L119 155H112V151H110V150H108ZM179 151H183V152H179ZM184 154L186 156L187 155L188 156L186 157ZM216 155L217 156L222 155V156H220V158L221 157L224 158V159H222V166H221V161L219 159V156L217 159L219 161L215 160ZM11 156L12 155L10 154L7 157L11 159L12 158ZM115 157H116V159H115ZM225 157H227V159ZM113 158H114V162H113ZM188 158L190 159V161L192 163L188 161ZM234 158H237V157H234ZM223 160L225 161V163L223 162ZM226 160L229 164L226 162ZM237 160H239V158H237ZM8 161L6 162V164L9 163L8 164L9 166H7V167H9L8 168L9 171L11 169L10 173H11L12 177L14 176V174H12V172L13 173L16 172L15 174H17V175L14 176V178L17 177V179H19L18 184H20V185L18 187V197L20 199H24L25 197H23V195L26 196L27 194H29L32 191L35 193H36V191H38L39 193H37V195L41 194V195H39V197H42L41 191L43 189V186L42 185L39 186V184L44 183V181L42 180L43 177L39 176V174H41V173L37 172V173H39L37 175V177H35V175H36L35 173H31L29 175V176H32V174H33V176L30 177L31 179L29 177L26 179V176L23 178L22 176L24 174L22 173V171H18L20 169H18L17 167H16L17 169H14L15 171H13V169H12V167L14 168V166H15V163H16L15 160L12 159V160H8ZM72 161L69 163L66 173L62 174L63 178L62 177L60 178L62 180V182L60 181L61 182L60 183V190L63 188H65V189L58 192V194L63 193V191H65L66 188H68L67 190H69L70 186L72 188V186L75 184L73 182L76 179L73 180L74 178L72 177V175L73 176H75V175L72 174V172H74L75 168H77L79 164L76 163L77 160H74L75 163H74V161L73 162ZM211 161L214 163H215V161H217V163L220 162V164L216 163L215 165H212V164H210ZM229 161L230 162L232 161L233 163H231V164L234 166H232ZM239 161L242 162L241 159ZM175 162H177V163H175ZM240 162H238V164ZM189 163H190V165H189ZM261 163L264 164V161L262 160ZM166 164H167V166H166ZM169 164H170V166L168 167ZM171 165L172 166L176 165V169H175V167H172ZM113 166H115V167L113 168ZM177 166L180 167L181 169L180 168L177 169ZM263 167H264V165H263ZM171 168L173 170H175L176 172L175 171L173 172V170ZM182 168H183V170H182ZM227 169H229V170H227ZM231 169H234V170H231ZM237 170H239V171H237ZM207 171H209V173H207ZM146 174H147L146 175L147 177H150L153 174V172H147ZM185 174H186V176H185ZM18 176H19V178H18ZM20 176L22 177L21 179H20ZM69 177L70 178L72 177V178L69 179ZM250 178H252V179H250ZM37 179H39V180H37ZM63 179L66 181H64ZM21 180H22V182H21ZM67 180L68 181L70 180L71 182L70 181L68 182ZM35 181L38 183H36ZM111 182H112V184H113V182L115 184L110 185ZM33 183H36V184L33 185ZM70 183H72V184H70ZM66 184L69 187H67ZM53 185H56V184L54 183ZM32 186L34 187L33 188L34 190H30V189H32ZM54 187L55 186H53V188ZM112 188H114V189H112ZM182 188H183V192H182ZM26 191L27 192L30 191V192L27 193ZM25 193H27V194L25 195ZM242 196H244L245 198H249V200H247V201L243 200V199L241 200ZM53 198L54 197L51 198L50 202L46 201V203L45 202L40 203L43 205L47 204V206L45 208H47L48 210L51 209V210H49L50 212L47 209H46V211H43L45 209L40 210L37 208V209L33 210L30 218L25 220V222H24V220L23 221L15 220L19 216L13 218L15 220V222L12 219V221L9 223V225L7 227V231L9 233L7 232L8 235H6V236H8V237L7 238L5 237L6 239L4 238L5 241L3 238H2L3 240L0 238V264H45L46 262H47L46 264H63V262L61 263L62 258H63V255H60V254H63L61 252V250L58 252L55 251L53 244H49V243H52V241H54V240H52L51 235L54 231L53 228H54L55 223L56 224L62 223L63 225L62 224H60V225L63 226L64 228L69 227L68 230L73 228L72 221L70 220L71 217L67 213L69 210L68 209V203L70 201H63V202L60 201L59 202V201H55ZM20 202L21 201H19V203ZM48 204H49V207H48ZM65 205H67V206H65ZM193 206L196 208L198 206V208L196 209ZM164 207H163V209H164ZM63 208H64V210H63ZM231 209H233V210H231ZM235 210H236V212H235ZM53 211H54V213H53ZM257 211H259V212H257ZM257 211L255 212V215H256L255 217L258 216L259 218H261L262 216H264V210H262V208L258 209ZM119 213H122V214H119ZM45 214H47V215H45ZM52 214H54V215L52 216ZM235 214H238V215H235ZM65 215H68V216L66 217ZM136 215H138V216H136ZM48 216H50L52 218V220H49L51 218ZM228 216H231V215H228ZM122 217H123V219H122ZM119 218H121L123 220L122 224L124 223L123 225H126V226L122 225L125 229L123 227H121L123 229H119L117 227V226H119V224L121 225V222L118 221V220H120ZM139 218H140V220H139ZM129 219L131 222L129 221ZM223 219H220V220H223ZM135 220L137 222H135ZM178 220L181 222L178 223L177 222ZM17 221H18V223H17ZM115 222H117V223H115ZM21 223L23 225H21ZM219 223L217 220V224H219ZM104 225L106 226L107 223H105ZM254 225H257V226H254ZM29 226H30V229H29ZM57 226L58 225H56V228H57ZM115 228H117V230ZM237 228H239V229H237ZM57 229H61V228L58 226ZM57 229H56V232L59 234L60 231H58ZM128 229H129L130 233H128ZM136 229H139V230L136 231ZM113 230H115L116 232H114ZM122 231H125V232H122ZM135 231L138 232L137 235H136ZM230 231H231V233H230ZM56 232H55V234L58 235ZM124 234H125V236H124ZM223 234H225L224 230H223ZM9 237L10 238L12 237V238L9 239ZM50 237H51V239H50ZM34 238L37 239V240L36 239L35 240L38 241V243L40 242L39 245L41 244L44 246V248L41 247V250H42V252H45L46 255L44 254V256H42L43 253L40 252L41 256H39V254H40L39 253L35 257L34 254L37 251L34 253L33 248L30 245V244H34V242H35V240H33ZM14 239H17L18 242H17V240H14ZM116 239H118V240L116 241ZM12 240H14L13 243H12ZM20 240H23V241H20ZM47 240L50 242H48ZM108 241H109L108 244L103 245V244H105V242H108ZM38 243H35V245L37 246ZM101 243L105 248L101 245ZM57 244H59V242L56 240V246H57ZM49 246H51V247H49ZM98 246H100L101 248L103 247L104 249L103 248L99 249ZM45 247H46L47 251H46ZM201 249H202V251H201ZM39 250H40V247H39ZM58 250H59V248H58ZM31 251L34 253V254L32 253L33 256L31 254ZM102 251H103V255L101 253ZM250 254H253L254 257H256V258H254V261H253V259H252L253 256L251 255V258L249 259L250 263H247L246 262L247 258H245V257L248 255L250 256ZM37 256H39V257H37ZM33 257H35L36 260ZM41 257H42V259H41ZM96 257H98V260ZM108 259H109V261H108ZM54 260H56L57 263ZM96 261H95V264H96Z\"/></svg>",
    "mask_w": 264,
    "mask_h": 264
}]
</instances>
